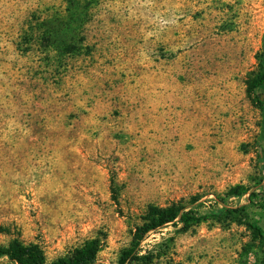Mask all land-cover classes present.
<instances>
[{
  "label": "rangeland",
  "instance_id": "rangeland-1",
  "mask_svg": "<svg viewBox=\"0 0 264 264\" xmlns=\"http://www.w3.org/2000/svg\"><path fill=\"white\" fill-rule=\"evenodd\" d=\"M263 52L264 0H0V246L97 238L116 264L176 204L206 219L130 264H264Z\"/></svg>",
  "mask_w": 264,
  "mask_h": 264
},
{
  "label": "trees",
  "instance_id": "trees-1",
  "mask_svg": "<svg viewBox=\"0 0 264 264\" xmlns=\"http://www.w3.org/2000/svg\"><path fill=\"white\" fill-rule=\"evenodd\" d=\"M40 39L51 40L48 31L42 30L38 35ZM52 42V41H51ZM259 71L250 79L248 91L254 90L260 85H264V52L259 61ZM248 191L244 185H235L230 189L233 195H242ZM225 216L232 219L237 218V214L244 211V208H225ZM141 223L134 228L129 245L124 248L117 259L116 264H130L133 262H150L151 256L142 253V241L145 235L154 231L163 225L178 220L184 229L194 224H198L206 219V215H198L192 210H184L183 207L176 204L168 206L149 205L141 215ZM248 226L256 237L262 238V230L249 223ZM101 250V243L97 238H91L84 241L81 245L72 248L67 253L58 256L52 260H47L39 245L34 243H24L14 239L6 246H0V257H7L16 264H105L97 260V255Z\"/></svg>",
  "mask_w": 264,
  "mask_h": 264
}]
</instances>
